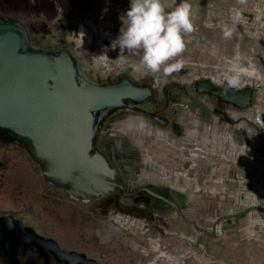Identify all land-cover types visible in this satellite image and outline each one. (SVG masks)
<instances>
[{"label": "rangeland", "instance_id": "374dc122", "mask_svg": "<svg viewBox=\"0 0 264 264\" xmlns=\"http://www.w3.org/2000/svg\"><path fill=\"white\" fill-rule=\"evenodd\" d=\"M178 2L162 0L166 10ZM189 3L194 27L184 37L186 47L181 55L186 63L180 71L159 78L150 73L134 81L131 63L139 61L140 53L128 51L123 59L117 58L120 50L116 44L112 47L117 49V59L107 68L125 72L136 84L152 86L151 108L155 112L169 117L174 102L187 104V112L181 119H170L172 125L165 128L142 114L120 111L107 120L96 144L116 166L118 178L128 186L127 190L143 186L165 190L184 217L200 229L198 232L172 207L158 200L151 201L149 214L130 216L145 236L159 241L166 253L184 256V264H264V212L248 211L264 207V0ZM1 4L3 15L26 21L34 47L73 51L84 63L90 81L103 85L112 80L105 79L108 75L100 73L102 68L99 72L106 62L99 52L93 66L94 48H78L60 37L63 32L77 33L79 26L95 25L116 39L121 26L119 17L129 0H2ZM226 28L231 32L227 39L223 37ZM91 31L94 41L96 31ZM79 35L81 45H87L86 37L81 38L85 35ZM48 38L57 40V44L46 42ZM136 71L148 74L145 68ZM229 76L236 77V88L253 89L249 109L238 110L193 91V85L204 80L229 86ZM158 79L163 80V88L155 82ZM180 154L197 158L183 162L177 158ZM11 161L12 172L4 175L11 193L30 198L39 210L46 209L62 234L72 225L69 236L74 244L80 243L95 257L109 258L111 264L140 263L142 258L137 252L114 239L101 241L97 235L103 226L98 224L101 219L93 225L91 216L88 220L81 215L80 211L85 210L99 214L107 197L92 200L98 201L93 207L81 206L85 202H71L65 193L46 186L41 171L24 151L14 150ZM245 212L220 222L214 234V224L221 218ZM117 215L125 216L117 212L113 217ZM91 224L95 229L88 227ZM124 233L144 247L138 232L135 236Z\"/></svg>", "mask_w": 264, "mask_h": 264}, {"label": "water", "instance_id": "95a60500", "mask_svg": "<svg viewBox=\"0 0 264 264\" xmlns=\"http://www.w3.org/2000/svg\"><path fill=\"white\" fill-rule=\"evenodd\" d=\"M193 87L197 94L238 110L249 109L254 99L251 87H222L208 80ZM150 96L149 87L129 80L107 85L90 81L73 51L34 47L26 21L0 17V129L23 140L42 164L43 176L73 199L99 200L120 187L119 173L98 149L97 138L116 113H142L137 103ZM146 191L185 218L176 203ZM250 210L264 212V207ZM247 212L221 218L214 234L220 222ZM185 219L200 232L193 220Z\"/></svg>", "mask_w": 264, "mask_h": 264}, {"label": "flooded vegetation", "instance_id": "af4514ba", "mask_svg": "<svg viewBox=\"0 0 264 264\" xmlns=\"http://www.w3.org/2000/svg\"><path fill=\"white\" fill-rule=\"evenodd\" d=\"M1 3L2 0H0V9L2 5ZM117 10H115V12H117ZM1 16L7 15H3L0 10V17ZM81 27L84 26H79L77 33H72L69 31L63 32L60 37L62 39L61 41H64L67 44H77L78 48L82 49L94 48L95 53L92 57L93 66L95 56L98 52L102 55V57H104V59V54H106L109 59H112H105V64L100 66L99 72L102 68V70L104 71H101L100 73H106L108 75L105 79H112L111 81H109V83L103 85L115 84L121 80L131 81V78H129V76L126 75L125 72H119L115 69H107L109 68L108 63H112L114 61V58H116L115 56H117V49L115 47H112L116 44L113 43L115 40V36L106 34L103 31V27L95 25H93L92 27L87 26L86 28H90V30L94 29L96 31L95 40L93 41V43L87 45L83 43L81 45V43L78 41ZM81 38H85V36H82ZM49 41L53 44H57V40L55 39L48 38L46 42ZM123 65L125 66V64ZM131 65L134 73V81H137V78L148 76L150 74L149 71L146 75H142L139 71H136L134 66L142 65L139 63V61L131 63ZM155 82H157V80H155ZM136 85H139L141 87H149L151 89V96L148 97L145 101L137 103L143 110V112L139 114L150 118L159 126L165 128L169 127L170 125H172L170 119L177 118L178 116L181 119L180 116L187 112L188 105L182 102H174L172 104L170 110L171 115L169 117L165 114H162L161 112H155L151 108V105L153 104L152 98L154 96L153 87L150 85ZM192 88L195 92L194 87ZM14 150H22L26 154H28L33 164L39 168L42 174V164L36 162L29 146L14 134L0 129V264H111L109 258L103 259L95 257L88 251L84 250L81 246H79L80 243L74 244L71 237L69 236L72 232L71 230L69 231V228L72 225L68 226L66 229V233L62 234L60 231L61 229H59L56 224H53V222L50 220L51 218H49V216L46 214V209L45 211L39 210L30 202V198H27L26 196H16L11 193L12 191L9 190L10 186L4 183V178L6 177L4 175L11 174L13 170L11 153H13ZM107 158L112 163L111 159L109 157ZM43 179L46 186L53 190L65 193L71 202H77V200L73 199L65 190L60 187L58 183L52 181L50 182L44 176ZM117 183L120 187L116 188V190L109 196H107V198L104 197L108 200L102 203L103 208L100 209L101 212L99 214H96L94 212H87L86 210L85 213H82L80 211L81 215L88 217V220L90 219L89 216H91V222L93 225H95L101 219L98 224H101L103 226L102 229L97 230V235L103 232L108 225H112L114 213H124V217L135 221L131 219L130 216H142L144 214H149V205L152 200H158L168 204L167 202L151 195L148 191H146V189H149L153 193L177 204V202L174 201L173 196H171L165 190L163 191L159 188H153L152 186H143L135 191H130L126 189L127 185L123 183L120 177L117 179ZM98 201H91L89 203H83L80 205H92L93 207L95 202ZM130 202H132L131 205L128 204ZM168 205L172 207L170 204ZM9 221L11 222V227H9ZM92 224L88 225V227L91 229H95ZM207 233L210 234L209 232ZM90 235L93 236V234ZM119 243L122 244L121 242ZM125 247L135 251L132 246H129V244Z\"/></svg>", "mask_w": 264, "mask_h": 264}, {"label": "clouds", "instance_id": "9594fccd", "mask_svg": "<svg viewBox=\"0 0 264 264\" xmlns=\"http://www.w3.org/2000/svg\"><path fill=\"white\" fill-rule=\"evenodd\" d=\"M119 19V34L113 42L120 50L117 58L123 59L128 51H139V63L152 74L168 76L181 70L186 63L181 55L186 47L184 37L194 27L189 0H179L171 10L165 9L162 0H129ZM230 35L226 28L223 37L227 39ZM227 83L235 87L236 77L229 76Z\"/></svg>", "mask_w": 264, "mask_h": 264}, {"label": "bare ground", "instance_id": "6f19581e", "mask_svg": "<svg viewBox=\"0 0 264 264\" xmlns=\"http://www.w3.org/2000/svg\"><path fill=\"white\" fill-rule=\"evenodd\" d=\"M80 33L81 35H85L86 37L85 39L88 44L93 42L94 34L90 29L86 27H81ZM134 67L136 70L145 68L143 65H135ZM84 68L86 70L85 65ZM157 75L158 78L161 76V74L159 73H157ZM206 75L210 77L209 74ZM211 79L214 78L212 77ZM157 83L160 88L164 87L163 80L158 79ZM184 120L186 121L188 119H184ZM240 135L243 136V134ZM167 144L170 145L169 143ZM176 150L178 151V148H176ZM177 158L178 160H182L183 162H186L189 159L191 160L192 158L193 159L197 158V156L191 155L189 157H185L180 154L178 155ZM126 231L130 232L134 236L137 235L136 233L138 232L140 241L144 243V247L140 246L139 243H137L135 240L126 237L124 233ZM98 236L102 242H108L114 239L115 241L121 242L124 246L130 244L134 248V250L138 252L139 256L142 258L139 264H157L158 262L163 260H167L168 261L167 264H184L186 262V259L183 258L184 256L180 254L172 255L166 253L163 247L160 244H158L159 241L158 242L154 241L151 238L145 236L144 230L140 227V225H138L135 221H132L124 216L117 215L116 217H114L112 225H108L103 232L98 234Z\"/></svg>", "mask_w": 264, "mask_h": 264}]
</instances>
